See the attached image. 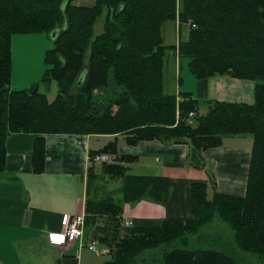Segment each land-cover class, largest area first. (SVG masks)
Instances as JSON below:
<instances>
[{"label":"trees","instance_id":"16d2710c","mask_svg":"<svg viewBox=\"0 0 264 264\" xmlns=\"http://www.w3.org/2000/svg\"><path fill=\"white\" fill-rule=\"evenodd\" d=\"M74 1L0 0V172L12 134L38 136L32 154L36 173L43 170L46 134L123 135L129 145L184 144L187 166L208 175L207 184L191 185L193 219L164 220L156 228L125 227L124 204L149 200L164 205L169 180L127 174L121 163L134 159L116 158L99 169L109 180L121 181L120 196L97 198L106 177L89 173L85 232L107 247L103 264H237L234 252L188 249L189 237L215 217L232 230L236 252L264 264V0H179L178 57L188 60L197 80L196 98L164 92V60L175 46L164 45L163 27L175 22L176 0H95L92 6ZM102 14L103 32L94 35ZM40 33L50 34L53 42L44 59L49 68L40 80L42 92L38 84L11 90L12 37ZM216 76L253 81L254 102L207 101V112L200 114L198 99L205 98L206 83ZM53 82L57 94L49 101ZM97 91L116 95L110 103L115 108H101ZM190 113L193 125L187 124ZM244 135L253 141L245 195H224L214 188L209 197L215 176L204 151L220 147L225 137ZM98 153L115 154V144Z\"/></svg>","mask_w":264,"mask_h":264},{"label":"crops","instance_id":"0c3cea01","mask_svg":"<svg viewBox=\"0 0 264 264\" xmlns=\"http://www.w3.org/2000/svg\"><path fill=\"white\" fill-rule=\"evenodd\" d=\"M164 29L166 31V26ZM171 59L174 61L173 56ZM180 61L176 58L175 65ZM241 81L246 80L226 76L209 78L203 99L205 112L207 101L252 104L254 86L251 85L245 95ZM237 90L240 92L238 98L235 96ZM185 92L194 97L192 92ZM37 137L19 133L10 135L6 141L5 169L0 172V264H103L107 261L106 254H99V243L95 252L88 250L92 239L86 232L82 241L62 246L50 245L47 235L61 230L62 215L84 214L89 173L98 174L97 167L101 164L93 162L91 157L101 154L98 152L110 143L115 144V154H105L112 156L114 163L116 158L134 159L121 163L127 171L137 169V174L132 175L160 176L169 180V197L164 205L149 200L124 204L122 221L125 227L156 228L164 220L193 219L191 185L208 182L205 170L187 166L186 145L156 141L129 145L123 135H43L45 160L42 172L36 173L32 154ZM240 148L222 141L220 147L204 151V159L213 167L215 176V186L209 185L207 194L212 195L215 188L224 195H245L246 184L242 188V178L231 168L234 159L239 161V167L245 168L247 182L250 152ZM189 240V244L204 248L224 247L220 233H197Z\"/></svg>","mask_w":264,"mask_h":264},{"label":"rangeland","instance_id":"374dc122","mask_svg":"<svg viewBox=\"0 0 264 264\" xmlns=\"http://www.w3.org/2000/svg\"><path fill=\"white\" fill-rule=\"evenodd\" d=\"M94 3L95 0H75L73 2V4L77 6H92ZM177 10H179V3ZM103 23H104V14H102L98 18L97 22L94 25V30H93L94 35H99L103 32ZM165 26H166V31L164 29ZM164 27H163L164 45L167 46L174 45L176 51V49H178L177 47L178 42H180V36H179L180 29H179L177 11L175 16V22H168L164 25ZM52 47H53V42L50 37V34H46V33L20 34V35H14L12 37V42H11L12 66H11V82H10L11 90L29 89L33 87L34 86L33 83H35V85L38 84V89L40 92H42L43 84L40 83V80L43 74L45 73V70L49 68L45 65L44 59H45L46 51L52 49ZM176 55L177 54L173 52L172 55L167 56L164 60V67H163L164 92L166 94H176L179 91L180 92L189 91L192 92V94H194V97L196 98L198 95L197 80L193 76V74H191L188 68V60L186 58H181L180 63L179 64L177 63L175 65L174 61L177 58ZM172 56L174 58V61L173 59L170 60ZM179 59L180 58H178V60ZM240 83L242 84L241 87L243 88L244 93L247 91L249 87H251V85L254 86L253 81H241ZM239 93H240L239 90H237L235 95L237 96V98L240 96ZM56 94H57V86L53 82L49 92L47 93L48 100L49 101L53 100ZM95 94L97 96L96 100L101 108H105L108 106H112L115 108V106L111 105L110 103H112V100L117 97L116 95L113 96L108 93H104L103 91H97ZM253 100H254V96H253ZM179 101H181V99L180 97L177 96V102ZM198 103H199L198 111L200 114H202L203 112H205L204 108L206 106L205 104L206 102L203 99H198ZM176 113L178 112L176 111ZM193 117L194 114L192 116V122H194ZM222 141L225 143V145L237 144L239 147H241L240 148L241 151L244 150L248 153L251 151L252 142H253L251 135L225 137L223 138ZM239 165H240L239 161L234 159L231 168L234 171L235 175L238 176V178L239 177L242 178L241 179L242 188H244L246 184L245 168L243 166L242 169L241 167H239ZM97 171L100 176L104 175L100 171L99 166L97 167ZM137 172L138 171L135 168L127 171V174L132 175V174H137ZM104 177H106L105 181H110V182L106 183L105 181L103 182L101 181L100 184L103 183V186L101 187L104 189V191L102 192V194L101 193H99L98 195L96 194L97 198H102L105 196H112L114 198H118V196H120L119 188H121V181L109 180V178L105 175ZM99 179L101 180L100 177ZM91 187L93 188V186ZM208 194L211 195L210 192H208ZM202 229L203 230H200L199 232L200 234L217 235L218 233H220L224 239V241H222L224 244L223 248L212 247V246H210L209 248L212 249L215 248V250H219L226 253L234 252L233 254L234 257L236 256L237 264H260V262L255 256L251 254L242 253L239 251L236 252L233 245L232 230L229 228V226L226 223L220 221L217 217L211 220V222L207 223ZM190 237H195V235H191ZM196 247L198 246L192 244L188 245V249H193ZM98 251L100 255L102 252L107 255V247L104 244H98Z\"/></svg>","mask_w":264,"mask_h":264},{"label":"built area","instance_id":"2783aa9c","mask_svg":"<svg viewBox=\"0 0 264 264\" xmlns=\"http://www.w3.org/2000/svg\"><path fill=\"white\" fill-rule=\"evenodd\" d=\"M177 7L179 0H176ZM178 12V10H177ZM175 53L178 57V50L176 49ZM192 116L193 113L189 114V118L187 120L188 125H192ZM92 161L96 163H113V159L111 156L107 154H98L92 157ZM84 237V215L77 214L74 216H70L67 214L62 215L61 218V230L59 232H49L47 235V239L50 245L53 246H62L70 243H74L79 240L82 241ZM88 249L90 251L96 250V242L94 240L90 241L88 244Z\"/></svg>","mask_w":264,"mask_h":264}]
</instances>
